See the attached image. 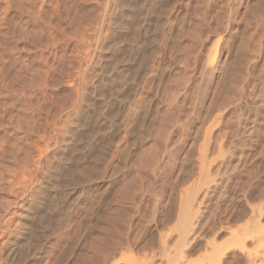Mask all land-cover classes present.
Returning a JSON list of instances; mask_svg holds the SVG:
<instances>
[{
	"label": "rangeland",
	"instance_id": "374dc122",
	"mask_svg": "<svg viewBox=\"0 0 264 264\" xmlns=\"http://www.w3.org/2000/svg\"><path fill=\"white\" fill-rule=\"evenodd\" d=\"M95 1L0 0V264H23L27 247L44 252L41 264H169L172 258L171 264H264V229L260 235L257 228H264V104L253 135L239 132L252 108L243 102L235 109L236 119L243 118L230 127L240 139L231 130L225 137L223 123H213L211 134L221 139L211 138V145L200 136L193 145L194 156L204 142L209 150L220 146V156L218 149L207 152L213 172L238 148L244 158L195 240L177 258L172 252L176 224L169 221L168 195L203 111V85L193 80L188 89L185 81L208 1L109 0L108 7ZM179 113L187 130L174 135L172 157L151 183L141 173L156 161ZM136 190L147 192L143 201ZM121 239L129 240L128 249L112 262Z\"/></svg>",
	"mask_w": 264,
	"mask_h": 264
},
{
	"label": "bare ground",
	"instance_id": "6f19581e",
	"mask_svg": "<svg viewBox=\"0 0 264 264\" xmlns=\"http://www.w3.org/2000/svg\"><path fill=\"white\" fill-rule=\"evenodd\" d=\"M116 1V0H115ZM207 2L206 7V13L204 15V18H202V22L205 23V28L203 32L199 33V35H196V42L197 46L195 48V51L192 54V66L188 70L190 71L191 75L188 76L187 81L184 83L186 84L188 89H191L190 87L193 86V80L194 82H198L197 85H199V88L203 85L201 89H199L200 94V106H202L200 109H202V113L199 120L198 127L195 129L192 134V142L190 143L188 147V151L183 152V159L180 160V166L178 167V173L176 177L172 179V185H170V191H169V201L172 205L171 215L169 218V221L175 222L176 224L174 231H171L176 233V241L174 245L172 246L174 251H172V254L177 258L182 253V249L189 244V242L193 241L194 237L199 233L206 224V221L210 214L213 213L217 203L220 202V199L225 196V190L227 187V184L232 179L233 174L238 173L240 174L238 169L241 165V161L243 157V152L241 148H238L234 150V152L230 153L229 158L224 155L222 157L223 159L226 158V163L223 165L220 164L223 161H220V163H216L217 167L214 168L216 171H212L211 166L213 161L209 160V156L207 152L212 150H209V145H206L208 141L211 140V138L214 140L215 137L212 136L211 131L212 127L216 123L223 126L222 128H219V130L222 134L225 135L229 134V131L234 128L231 127V124L236 119L238 113L235 110L237 107L241 105V103H250L249 105H252V108L250 107L248 110L247 115L244 117L245 120L242 124H240V120L243 118L242 115L239 120L240 123L237 121V125H240L242 136H251L253 135L255 131V124L257 123V109L263 105L264 103V0H205ZM94 2H96L94 0ZM104 3V6L108 7L109 0H102ZM204 2V1H202ZM232 2H236V9L233 11V8L230 7ZM117 3V2H116ZM205 3V2H204ZM134 7V6H132ZM120 8V7H119ZM122 8V7H121ZM130 8V7H129ZM232 8V9H231ZM137 10V9H136ZM118 11V10H117ZM189 12V9L187 7V13ZM191 13V12H190ZM202 13V11L200 12ZM101 16V15H100ZM110 16V15H109ZM130 16V15H129ZM202 16V15H201ZM103 17V15H102ZM131 17V16H130ZM139 17V16H138ZM144 17V16H143ZM96 18V17H95ZM108 18V17H107ZM165 18V17H164ZM189 18V16H188ZM199 18V17H198ZM93 19V18H92ZM115 19V18H114ZM200 19V18H199ZM95 20V19H94ZM145 20V19H143ZM92 21V20H91ZM100 21V20H99ZM151 21V20H150ZM97 22V21H96ZM108 22V21H107ZM201 22V21H198ZM92 23V22H91ZM114 24V23H113ZM148 24V23H147ZM156 24V23H155ZM154 24V25H155ZM164 24V23H160ZM91 25V24H90ZM142 25V24H140ZM153 25V26H154ZM165 25V24H164ZM120 26V25H119ZM161 26V25H160ZM96 27V26H95ZM155 27V26H154ZM158 27V26H157ZM145 28V27H144ZM86 29V28H85ZM95 29V28H94ZM92 30V29H91ZM86 31V30H85ZM159 31V30H158ZM97 32V31H96ZM93 33V32H92ZM182 33V32H181ZM188 35V34H187ZM190 35V34H189ZM106 36V34H105ZM192 36V35H191ZM107 37V36H106ZM161 37V36H160ZM183 37V36H182ZM188 37V36H187ZM95 38V37H94ZM93 38V39H94ZM97 39V38H96ZM184 39V38H183ZM190 39V38H189ZM194 37L192 38V40ZM191 41V40H190ZM194 41V42H195ZM95 42V41H94ZM97 42V41H96ZM192 42V41H191ZM190 43V42H189ZM91 44V43H90ZM94 44V43H93ZM95 45V44H94ZM102 45V44H100ZM193 45V44H192ZM157 46V45H156ZM99 47V46H98ZM195 46L193 45V48ZM100 48V47H99ZM160 48V47H159ZM107 49V48H106ZM186 49V48H185ZM100 50V49H99ZM98 50V51H99ZM105 53L107 50H104ZM187 53V52H186ZM186 55V54H185ZM189 56V55H188ZM187 56V57H188ZM82 59V58H81ZM99 59V58H97ZM84 60V59H83ZM86 60V59H85ZM101 60V59H99ZM150 60V59H149ZM148 60V61H149ZM156 60V59H155ZM89 63V62H88ZM153 63V62H152ZM188 64V63H187ZM100 65V64H99ZM158 65V64H157ZM186 66V65H185ZM84 67V65H83ZM158 68V67H157ZM87 71V70H85ZM165 71V70H164ZM186 71V70H184ZM188 71V72H189ZM98 72V71H97ZM96 72V73H97ZM149 73V72H148ZM155 73V72H154ZM185 77V76H183ZM184 79H182L183 81ZM84 81V80H83ZM205 83V84H204ZM85 84V83H84ZM205 85V88H204ZM185 87V85H184ZM195 88V87H194ZM196 89V88H195ZM193 90V89H192ZM201 91V92H200ZM186 92V91H185ZM85 93V92H84ZM189 93V92H188ZM187 93V94H188ZM83 94V93H82ZM191 94V93H190ZM194 94V93H193ZM198 95V94H197ZM196 95V96H197ZM82 96V95H81ZM199 96V95H198ZM174 100V99H173ZM172 100V101H173ZM183 102V101H182ZM193 102V101H192ZM191 102V103H192ZM195 102V101H194ZM191 105V104H190ZM243 105V104H242ZM248 105V107H249ZM180 106V105H179ZM195 108V105H193ZM197 106V105H196ZM246 106V105H245ZM241 107V106H240ZM244 107V106H243ZM192 108V107H191ZM187 109V108H186ZM197 109V107H196ZM195 109V110H196ZM188 110V109H187ZM197 111V110H196ZM201 111V110H200ZM242 111V110H241ZM141 112V111H140ZM173 112V111H172ZM187 114L190 112L186 111ZM139 113V112H138ZM195 113V112H194ZM243 113V112H242ZM240 113V114H242ZM61 114V113H60ZM137 114V113H136ZM177 114V113H176ZM192 114V112H191ZM29 115V114H28ZM180 115V116H179ZM174 116V115H173ZM182 113H179L176 117L173 124H171L166 129V139L164 143V148L159 149L158 156H156L157 159L154 161V163L150 164V168L144 169V172H140L141 175H143L145 178H147L151 183L158 178V171L161 169L159 168V165L163 163L164 161H167V158H171L172 154V148L175 146V140H173L174 135L180 134V131H182L183 128H186L184 125V120H182ZM197 116V117H199ZM195 117V115H194ZM70 118V117H69ZM156 118V117H155ZM158 118V117H157ZM187 118V116H186ZM189 118V117H188ZM199 119V118H198ZM69 120V119H68ZM144 120V119H143ZM197 119H195L196 121ZM25 121V120H24ZM23 121V122H24ZM190 121V120H189ZM243 121V120H242ZM198 122V121H197ZM212 125H210L211 123ZM221 122V123H219ZM67 123V122H66ZM70 124V123H69ZM144 124V123H143ZM258 124V123H257ZM262 124V123H261ZM190 125V124H189ZM234 125V124H233ZM236 125V124H235ZM193 127V126H192ZM221 127V126H220ZM127 129V128H126ZM214 129V128H213ZM258 129V128H257ZM125 130V129H124ZM185 130V129H183ZM187 130V128H186ZM218 130V129H217ZM239 130L238 128L233 129V131ZM73 131V130H72ZM128 131V129L126 130ZM163 131V130H162ZM232 131V130H231ZM232 131V132H233ZM259 131V130H258ZM63 132V131H62ZM220 132L216 133V137L218 134H221ZM231 132V133H232ZM236 132V133H235ZM235 134H232L234 137H238L240 139V133L235 131ZM177 133V134H176ZM190 133V132H189ZM129 134V133H128ZM182 134V133H181ZM180 134V136H181ZM260 134V133H259ZM39 135V134H38ZM42 135V134H41ZM186 135V134H185ZM222 135V136H224ZM231 135V136H232ZM73 136V135H72ZM127 136V135H126ZM142 136V135H141ZM140 136V137H141ZM201 138L204 139V144L200 141L202 144L200 147L203 151H198L196 154L197 156H194V152L192 153V149L195 148L193 145H198L197 140ZM217 137L216 139H219ZM230 136V138H231ZM53 137V136H52ZM165 137V136H164ZM183 137V136H182ZM181 137V138H182ZM186 137V136H185ZM191 137V136H190ZM229 137V136H227ZM254 137V136H252ZM43 138V137H42ZM158 138V137H157ZM179 139V137H177ZM224 138V137H223ZM233 138V137H232ZM238 138H236L238 140ZM216 139L214 141H216ZM221 139V138H220ZM219 139V140H220ZM52 140V139H51ZM60 140V139H59ZM164 140V139H162ZM161 140V141H162ZM183 140V139H182ZM224 140V139H222ZM232 140V139H230ZM244 140V139H243ZM242 140V141H243ZM248 140V139H247ZM253 140V139H252ZM45 141V140H44ZM43 141V142H44ZM47 141V140H46ZM185 141V140H184ZM212 141V140H211ZM229 141V140H228ZM233 141V140H232ZM241 141V140H240ZM53 142V141H52ZM186 142V141H185ZM196 142V144H194ZM218 142V141H217ZM231 142V141H230ZM46 143V142H45ZM72 143V142H71ZM210 143V142H208ZM207 143V144H208ZM236 143V142H235ZM211 144V143H210ZM233 144V143H232ZM244 144V143H243ZM156 145V144H155ZM159 145V142H158ZM162 145V144H161ZM177 145V144H176ZM200 145V144H199ZM212 145V144H211ZM220 145H222L220 143ZM225 145V144H224ZM231 145V143H230ZM241 145V144H240ZM163 146V145H162ZM187 146V145H186ZM205 146L207 148H205ZM209 146V147H208ZM216 146V144H215ZM255 146V145H254ZM38 147V146H37ZM49 147V146H48ZM71 147V146H70ZM193 147V148H192ZM220 147V146H219ZM219 147L216 149L217 152H219L221 155L224 154L223 152H220ZM123 148V147H122ZM121 148V149H122ZM222 148V146H221ZM64 149V148H63ZM93 149V148H92ZM152 149V148H151ZM156 149V148H154ZM182 149V148H181ZM211 149V148H210ZM98 150V149H97ZM186 150V149H185ZM194 150V149H193ZM227 151L228 149L225 148ZM231 150V149H230ZM45 151V150H44ZM43 151V152H44ZM102 151V150H101ZM154 151V150H153ZM215 151V152H216ZM47 152V151H45ZM97 152V151H96ZM104 152V151H103ZM150 152V151H149ZM174 152V151H173ZM210 152V153H211ZM232 152V151H231ZM254 152V151H253ZM153 153V152H152ZM214 153V152H213ZM40 154V153H39ZM97 154V153H96ZM101 154V153H99ZM155 154V153H153ZM174 154V153H173ZM151 155V154H149ZM156 155V154H155ZM216 155V154H214ZM228 155V154H227ZM42 156V155H41ZM40 156V157H41ZM97 156V155H96ZM95 156V157H96ZM102 156V155H101ZM154 156V155H152ZM151 156V157H152ZM179 156V155H178ZM212 156V155H211ZM217 156V155H216ZM219 156L217 158H219ZM260 156V155H259ZM100 157V156H98ZM258 157V152H257ZM177 158V157H176ZM211 158V157H210ZM214 157H212L213 159ZM216 158V157H215ZM100 159V158H99ZM149 159V158H147ZM152 159V158H150ZM167 159V160H166ZM254 159V158H253ZM94 160V159H93ZM133 160V159H132ZM154 159H152L153 161ZM222 160V159H221ZM39 161V159H38ZM90 161V160H89ZM151 161V162H152ZM256 161V160H255ZM94 162V161H93ZM100 162V161H99ZM137 162V161H136ZM147 162V161H146ZM245 162V161H243ZM38 163V162H37ZM168 163V162H167ZM176 163V162H175ZM220 164V165H219ZM35 165V164H34ZM141 165V164H140ZM149 165V164H148ZM255 165V164H254ZM134 166V165H133ZM152 166V168H151ZM216 166V165H215ZM36 167V166H35ZM132 167V166H131ZM98 168V167H97ZM141 168V167H140ZM138 168V170L140 169ZM180 168V169H179ZM213 168V167H212ZM26 169V168H25ZM107 169V168H106ZM141 169L140 171H142ZM242 169V168H241ZM25 171V170H24ZM27 171V170H26ZM8 172V171H7ZM139 172V171H138ZM137 172V173H138ZM136 173V174H137ZM160 173V172H159ZM29 174V173H28ZM250 174V173H249ZM237 175V174H236ZM247 175V174H246ZM32 175H30L31 177ZM88 176V175H87ZM121 176V175H120ZM142 176V177H143ZM241 176V175H240ZM15 177V176H14ZM21 177V176H20ZM83 177V176H82ZM122 177V176H121ZM139 177V176H138ZM236 177V176H235ZM248 177V176H247ZM24 178V177H23ZM29 178V177H28ZM27 178V179H28ZM88 178V177H87ZM140 178V177H139ZM141 178V179H145ZM21 179V178H20ZM30 179V178H29ZM239 179V178H238ZM22 180H25L22 179ZM147 183L149 184V181ZM240 180V179H239ZM10 181V180H9ZM29 181V180H27ZM26 181V182H27ZM120 181V180H119ZM124 181V180H123ZM140 181V180H139ZM249 181V180H248ZM33 183V182H32ZM141 183V182H140ZM236 183V182H234ZM238 183V181H237ZM236 183V184H237ZM15 184V183H14ZM138 184V183H137ZM248 184V183H247ZM22 185V184H21ZM42 185V184H41ZM155 185V184H154ZM233 185V184H232ZM239 185V184H238ZM26 186V185H25ZM105 186V185H104ZM107 186V184H106ZM104 187L103 193L108 192V187ZM144 186V184H143ZM149 186V185H148ZM160 186V185H159ZM235 186V185H234ZM237 186V185H236ZM244 186V185H243ZM12 188V187H11ZM143 188V187H142ZM245 188V187H244ZM247 188V187H246ZM27 189V188H26ZM30 189V188H29ZM110 189V188H109ZM135 189V188H134ZM138 189V188H136ZM141 189V187L139 188ZM147 190V188H144ZM236 189V188H235ZM239 189V187H238ZM142 190V189H141ZM136 190L135 196L139 193L138 200L144 198L143 195H145L147 192ZM240 190V189H239ZM23 191V190H22ZM21 191V192H22ZM30 191V190H29ZM33 191V190H32ZM134 190H132L133 192ZM144 191V190H143ZM227 191V190H226ZM245 191V190H244ZM134 192V193H135ZM24 193V192H23ZM154 193V192H153ZM261 193V192H260ZM26 194V192H25ZM244 194V193H243ZM35 195V194H34ZM153 195V194H152ZM242 195V194H241ZM22 196V194H21ZM20 196V197H21ZM95 196V195H94ZM125 196L123 199H127ZM131 196V195H129ZM129 200H131L129 197ZM235 196V195H234ZM237 196V192H236ZM239 196V195H238ZM30 197V196H29ZM28 197V198H29ZM121 197V198H122ZM240 197V196H239ZM27 198V199H28ZM158 195H155V200L159 202ZM164 198V197H163ZM232 198V197H231ZM262 198V197H261ZM260 198V199H261ZM100 199V198H99ZM134 199V195H133ZM132 199V200H133ZM136 199V198H135ZM263 199V198H262ZM22 200V199H21ZM92 200V199H91ZM94 200V197H93ZM106 200V199H105ZM136 199L135 202L139 203ZM122 201V199L120 200ZM124 201V200H123ZM127 202V200H125ZM143 201V199H142ZM232 201V200H231ZM235 201V200H234ZM263 201V200H262ZM98 202V201H97ZM133 202V201H132ZM133 202V203H135ZM111 203V202H110ZM144 203V202H142ZM228 203V202H227ZM136 204V203H135ZM140 204V203H139ZM219 204V203H218ZM229 204V203H228ZM11 205V204H10ZM68 205V204H67ZM110 205V204H109ZM144 205V204H143ZM71 206V205H70ZM134 206V205H133ZM9 207V206H8ZM168 207V206H167ZM27 208V207H26ZM70 208V207H69ZM108 208V207H107ZM122 208V207H121ZM135 207H133L134 209ZM140 209V206L138 207ZM252 208V207H251ZM254 208V207H253ZM256 208V207H255ZM254 208V209H255ZM249 209V208H248ZM253 209V212H254ZM263 209V208H262ZM260 208V213L264 212ZM1 210V209H0ZM7 210V209H5ZM28 210V209H27ZM70 210V209H69ZM92 210V209H91ZM109 210V208H108ZM107 210V211H108ZM168 210V209H167ZM14 211V210H13ZM29 211V210H28ZM67 211V210H66ZM256 211V210H255ZM8 212V211H7ZM160 212V211H159ZM252 212V213H253ZM6 213V212H5ZM14 213V212H13ZM65 213V212H64ZM82 213V212H81ZM109 213V211H108ZM256 213V212H255ZM154 214V213H153ZM156 214V213H155ZM264 214V213H262ZM14 215V214H12ZM21 215V214H20ZM68 215V214H67ZM165 216V215H164ZM163 216V217H164ZM24 217V216H23ZM63 217V216H62ZM110 217V216H109ZM132 217V216H131ZM130 217V218H131ZM134 217V216H133ZM262 217V215H260ZM128 218V217H127ZM165 218V217H164ZM22 220V219H21ZM128 221V219H126ZM130 220V219H129ZM132 220V219H131ZM130 220V221H131ZM168 220V218H167ZM255 220V219H254ZM254 220L252 222H254ZM69 221V220H68ZM237 221V220H236ZM251 221V220H250ZM6 222V221H5ZM126 222V221H125ZM238 222V221H237ZM251 222V223H252ZM22 223V222H21ZM158 223V222H157ZM165 223V222H164ZM163 224V223H162ZM26 225V224H25ZM125 225V224H124ZM130 225V224H129ZM167 225V224H166ZM4 226V225H2ZM7 226V225H6ZM133 227V225H132ZM165 227V226H164ZM240 227H242L240 225ZM246 227V226H245ZM255 227V226H254ZM123 228V226H122ZM206 228V227H205ZM247 228V227H246ZM256 228V227H255ZM259 230V234L263 233V226L261 224H258L257 226ZM5 229V228H4ZM124 229V228H123ZM168 229V227H167ZM240 229V228H239ZM3 230V229H1ZM69 230V229H68ZM125 230V229H124ZM131 230V229H130ZM164 230V229H163ZM238 230V228H237ZM126 231V230H125ZM136 231V230H135ZM160 231V230H158ZM170 232V231H169ZM239 232V231H238ZM242 232V231H241ZM168 233V232H167ZM245 233V232H244ZM2 234V233H1ZM119 234V232H118ZM124 234V233H123ZM232 234V233H231ZM243 234V233H242ZM121 235V234H120ZM236 232V236H237ZM245 235V234H243ZM1 236V235H0ZM125 236V235H124ZM168 236V235H167ZM170 236V235H169ZM168 236V237H169ZM172 236V235H171ZM232 236V235H231ZM235 236V235H234ZM239 236V235H238ZM241 236V233H240ZM3 237V236H1ZM119 237V236H118ZM122 237V236H121ZM164 237V236H163ZM248 237V235H247ZM129 238V237H128ZM127 238V239H128ZM166 238V237H165ZM235 238V237H233ZM237 238V237H236ZM162 239V238H161ZM168 239V238H167ZM240 239V238H239ZM195 240V239H194ZM64 241V240H63ZM118 241V240H117ZM129 241V240H128ZM125 243L120 240V243L118 244V247H116L115 253L113 256H111V261L115 260L116 257L121 256L123 254V251H125L127 248V242ZM132 241V240H131ZM162 241V240H161ZM1 242V240H0ZM133 242V241H132ZM4 243V242H3ZM162 243V242H161ZM1 247H3V244L0 243ZM54 244V243H53ZM65 244V243H64ZM67 244V243H66ZM130 245V244H129ZM163 245V244H162ZM15 246V245H14ZM52 246V245H51ZM30 247V246H29ZM66 247V246H65ZM129 247V246H128ZM170 247V246H169ZM69 248V247H68ZM26 249V248H25ZM34 249V250H33ZM31 248L27 247L26 249V258L24 259L23 264L33 263V264H41L43 261H45V255L42 254L44 252H41L38 248ZM50 249V248H49ZM54 249V248H53ZM115 249V248H114ZM159 249V248H158ZM166 249V248H164ZM171 250V248H169ZM157 250V249H156ZM33 251V253H32ZM168 252V251H167ZM55 253V252H54ZM163 253H165V250H163ZM184 253V252H183ZM9 254V253H8ZM47 254V253H46ZM161 254V253H160ZM168 254H170L168 252ZM19 255V254H18ZM50 255L52 256L53 254ZM152 255V253H151ZM125 256V255H124ZM170 259L174 256L169 255ZM172 256V257H171ZM21 257V256H20ZM19 257V258H20ZM50 257V256H49ZM48 257V258H49ZM103 257V256H102ZM129 257V256H128ZM150 257V256H149ZM155 257V255H154ZM157 257V256H156ZM1 258V257H0ZM5 258V257H3ZM105 258V257H104ZM119 258V257H118ZM152 258V257H151ZM168 258V257H167ZM166 258V259H167ZM6 260V259H5ZM15 260V259H14ZM20 260V259H18ZM50 260V259H49ZM48 260V262H49ZM119 260V259H117ZM123 259L121 258V261ZM130 260V259H129ZM169 260V259H167ZM166 260V262H167ZM179 260V259H178ZM3 261V260H2ZM12 261V260H11ZM23 261V260H22ZM57 261V260H56ZM110 261V260H109ZM132 262L134 260L131 259ZM172 261L173 258H172ZM172 261L169 263L171 264ZM176 261V260H175ZM174 261V263H175ZM55 262V259L52 261ZM120 262V261H119ZM160 262V261H159ZM128 263V261H127ZM18 264V263H16ZM22 264V263H20ZM48 264V263H47ZM113 264H116L113 262ZM123 264V263H122ZM126 264V262H125ZM129 264V263H128ZM132 264V263H130ZM135 264V262H134ZM166 264V263H165Z\"/></svg>",
	"mask_w": 264,
	"mask_h": 264
}]
</instances>
